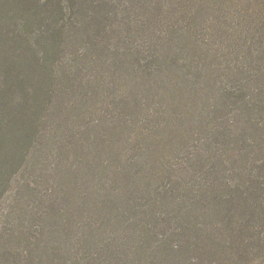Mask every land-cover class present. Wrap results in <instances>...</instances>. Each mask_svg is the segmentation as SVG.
Segmentation results:
<instances>
[{
  "label": "trees",
  "instance_id": "1",
  "mask_svg": "<svg viewBox=\"0 0 264 264\" xmlns=\"http://www.w3.org/2000/svg\"><path fill=\"white\" fill-rule=\"evenodd\" d=\"M0 264H264V0H0Z\"/></svg>",
  "mask_w": 264,
  "mask_h": 264
},
{
  "label": "rangeland",
  "instance_id": "2",
  "mask_svg": "<svg viewBox=\"0 0 264 264\" xmlns=\"http://www.w3.org/2000/svg\"><path fill=\"white\" fill-rule=\"evenodd\" d=\"M127 120L132 121V118L131 117H127ZM114 127H115V129H113V130H112V127L107 130L108 133H111V134H113L115 136L110 138V135L106 134V136H105L106 139H107V140H105L106 144H110L111 142H114V141H120L121 143H123L124 149L125 150L127 149V151H125V152L127 154H129V155L132 154V152L128 149V146L130 144H131V146L134 144V145H136V147L137 146L141 147L142 150H144V151H147V148H148L149 151L151 152V155H150V159L151 160L153 158V149L158 147V146H162V143H164V141H165L164 137L167 134H169V129L166 130L165 128L164 129L159 128L157 132H154V134L153 133L149 134L148 136H146L144 138L145 140L142 141V140L138 139L140 136L136 137L134 135H130V134L128 135V131L134 129L132 125L128 126V127L124 126V129H122L120 127H116L115 126V122H114ZM100 128L102 129L101 126H100ZM109 139H111V140L109 141ZM140 141H142L143 143L142 142L141 143H137V142H140ZM141 152H143V151H141ZM110 157L114 158L112 152L110 153V156H108V155L103 156L104 159H108L109 158L108 160L111 161ZM99 220L100 219L97 218V222ZM113 223H116V222H112L111 224H113ZM105 224H110V223L109 222L108 223L104 222V227H105ZM120 230L121 229H119L117 226H111L110 227V225H108V237H109V240L107 242H105L103 244V246H102V249H103L104 252L108 253L109 249L112 247L111 241H110V237L112 235H115L114 238L121 236L120 235L121 234ZM125 240H126V237H125ZM125 240L120 239L119 243H121L122 241H125ZM124 243L125 242H123V244Z\"/></svg>",
  "mask_w": 264,
  "mask_h": 264
}]
</instances>
